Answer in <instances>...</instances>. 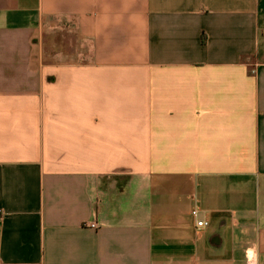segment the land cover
<instances>
[{
    "label": "crops",
    "instance_id": "0c3cea01",
    "mask_svg": "<svg viewBox=\"0 0 264 264\" xmlns=\"http://www.w3.org/2000/svg\"><path fill=\"white\" fill-rule=\"evenodd\" d=\"M248 248L264 264V0H0V264Z\"/></svg>",
    "mask_w": 264,
    "mask_h": 264
},
{
    "label": "built area",
    "instance_id": "2783aa9c",
    "mask_svg": "<svg viewBox=\"0 0 264 264\" xmlns=\"http://www.w3.org/2000/svg\"><path fill=\"white\" fill-rule=\"evenodd\" d=\"M198 212L196 209L191 211L192 216H197ZM198 226L203 225V221L199 220L197 222ZM91 227H95L94 223L90 224ZM245 264H258V256L256 251L253 248H248L245 253Z\"/></svg>",
    "mask_w": 264,
    "mask_h": 264
}]
</instances>
